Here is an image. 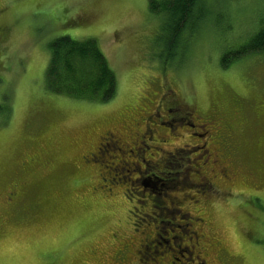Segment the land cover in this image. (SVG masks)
<instances>
[{
    "label": "rangeland",
    "instance_id": "rangeland-1",
    "mask_svg": "<svg viewBox=\"0 0 264 264\" xmlns=\"http://www.w3.org/2000/svg\"><path fill=\"white\" fill-rule=\"evenodd\" d=\"M220 4L224 28L204 24L164 63L149 0H0V264H171L179 249L178 264H199L195 252L205 264H264V50L219 63L264 26V0ZM62 35L97 41L117 78L111 100L45 89L46 43ZM161 94L193 111L216 158L203 164L186 127H153L138 151L96 149L102 132L130 144ZM145 169L167 176L158 190L133 181ZM167 228L184 238L161 252Z\"/></svg>",
    "mask_w": 264,
    "mask_h": 264
},
{
    "label": "trees",
    "instance_id": "trees-1",
    "mask_svg": "<svg viewBox=\"0 0 264 264\" xmlns=\"http://www.w3.org/2000/svg\"><path fill=\"white\" fill-rule=\"evenodd\" d=\"M221 1L149 0V12L161 21L162 33H159L163 39L164 63L173 62L177 52H188L191 39L205 29L202 27L204 24L217 33L224 28L227 15L219 11ZM211 3L219 6L216 11L209 9ZM260 19L261 24L264 23V15ZM238 40L244 43L236 49L223 48L219 58L221 67H228L245 54L264 50L263 24L255 33L245 36L239 34ZM46 47L49 56L44 69L45 89L72 99L95 103H105L115 96L117 78L94 38L79 40L62 35L49 40ZM180 57H183L182 53Z\"/></svg>",
    "mask_w": 264,
    "mask_h": 264
},
{
    "label": "flooded vegetation",
    "instance_id": "flooded-vegetation-1",
    "mask_svg": "<svg viewBox=\"0 0 264 264\" xmlns=\"http://www.w3.org/2000/svg\"><path fill=\"white\" fill-rule=\"evenodd\" d=\"M153 106H154V108L148 114L147 120L144 122L143 127H140L134 131L135 139L133 141H131L130 144H125L120 137L115 136V134H113L112 132H102L101 135H99V141H98V144L96 146V149H98L99 147L106 146L109 143H114L115 145L120 144L123 147H125V145L129 146V148H128L129 152L132 151L133 149H135V151H138L139 148L136 146V144L138 142H141L146 136L148 139L151 140V136L153 133V127L158 128V129L159 128L163 129L167 133L172 132L173 134H177L178 128L186 127V133L185 134L187 135V137L189 139H195V140L205 139L208 136L206 134V132H198L199 131L198 128L202 127V129H203L204 125L199 124V127H196L197 126L196 123L191 121V119L194 118L193 117V111H190L188 113H184L180 107H174L172 105V102L169 101L165 95L161 94L160 97L155 101V104ZM163 116H164V119H161V117H163ZM153 119H156V120L152 122L151 120H153ZM224 122H226V124L228 123V121H224ZM137 137H141L142 139L138 140ZM100 138L103 140H101ZM198 141H200V140H198ZM163 142H165V141L162 139L159 143H163ZM195 144H196L197 148H192L193 152L197 153L198 151H201L203 155H201L200 158L204 159L203 164L206 165L209 161L210 154H213L214 156H215V154L212 151L206 149L207 141L203 140L202 143L200 141L199 143H195ZM145 147L148 148L150 146L145 145ZM154 148L156 149V147H154ZM143 150L144 149L142 148V151ZM100 155H103V153L101 152ZM89 158L93 159V157L90 155H89ZM215 158H216V156H215ZM83 161L85 162V161H89V160L88 159L85 160V157H83ZM196 162H198V161L196 160ZM143 164L146 165L145 162ZM210 164L211 165H217L216 163L215 164L210 163ZM210 164H208V167H207L209 169L211 168V166H209ZM131 165H135V163L132 162ZM170 166L172 167L173 165L170 164ZM224 169H229V168H226V167L220 168V172L225 177H227V175L230 172L227 173V170H226V172H224ZM149 170L150 169H145L144 172H142V170H140L139 173H142L146 176H141L142 178L139 177L137 179H134L133 181L140 184L142 186V189H145L146 191L149 190L151 192L152 189L158 190L159 187H158V184H156V182H158L159 180L166 179L167 176L163 177V178L159 177L158 174H156V171H158V170H155V171L150 170L151 174H147V172ZM195 170L199 173L200 172V166L199 165L197 167L195 166ZM158 173L161 174L162 172L158 171ZM122 179H123V177H122ZM151 180H153V181H151ZM162 187H163V185L161 184L160 189ZM179 225H181V224H177V226H179ZM165 231L168 233L170 232V234L174 235V236H171L169 238L166 237L163 239L164 244H162V249H161L162 251L161 252H171V251H173V249L171 248L170 243H174V239H178L179 241H182L184 237L182 235L180 236V234H173L174 230L172 228H167V230L165 229ZM159 238H161V237L159 236ZM192 247H191V249H192ZM158 248H160V247H158ZM144 249H148L146 247V245H144ZM194 249H195V246H194ZM153 251L156 252L157 250L153 249ZM180 252H181V249H179L177 251L178 256H173L171 258V260H170L171 264H178L179 262L181 263L182 259L179 257ZM186 253H187V251H186ZM187 255H188V253H187ZM181 256H183V254H181ZM162 257H163V255H162ZM188 257H189V255H188ZM195 257H196V260H198L199 264H205L206 260L202 255L199 256L195 252ZM166 259H169V258H166ZM115 261H118L120 263L121 257L117 258Z\"/></svg>",
    "mask_w": 264,
    "mask_h": 264
}]
</instances>
